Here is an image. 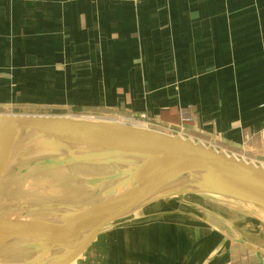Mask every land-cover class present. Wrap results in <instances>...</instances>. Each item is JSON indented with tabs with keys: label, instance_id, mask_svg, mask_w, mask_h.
<instances>
[{
	"label": "crops",
	"instance_id": "obj_1",
	"mask_svg": "<svg viewBox=\"0 0 264 264\" xmlns=\"http://www.w3.org/2000/svg\"><path fill=\"white\" fill-rule=\"evenodd\" d=\"M180 108L193 119L180 125ZM130 112L264 166V0H0L1 114L117 120ZM52 175L0 216V234L41 221L97 238L76 264L256 260L239 257L237 229L220 228L203 206L149 202L144 215L95 231V207L74 210L90 191L122 183L67 188L71 178L55 183ZM136 186L139 203L146 188Z\"/></svg>",
	"mask_w": 264,
	"mask_h": 264
},
{
	"label": "water",
	"instance_id": "obj_2",
	"mask_svg": "<svg viewBox=\"0 0 264 264\" xmlns=\"http://www.w3.org/2000/svg\"><path fill=\"white\" fill-rule=\"evenodd\" d=\"M86 169L93 173H74ZM60 171L68 173L58 176ZM52 174L55 183L71 178L67 188L132 180L113 190L98 187L96 193L89 192L88 201L78 204L75 212L95 207L88 224L96 226L95 231L151 201L185 194L216 197L264 212V166L199 140L102 119L0 113V203L20 197L23 184L11 188L17 180L24 179L29 186ZM135 182L149 183L139 203ZM131 187L135 189L130 191ZM116 196L119 200L111 206L109 200ZM37 223L39 227L32 230L0 234V264H69L99 241L75 228ZM255 257L248 264H264L261 251L255 250Z\"/></svg>",
	"mask_w": 264,
	"mask_h": 264
},
{
	"label": "rangeland",
	"instance_id": "obj_3",
	"mask_svg": "<svg viewBox=\"0 0 264 264\" xmlns=\"http://www.w3.org/2000/svg\"><path fill=\"white\" fill-rule=\"evenodd\" d=\"M258 159L263 161L262 158ZM86 170L74 173H78L79 175H91L93 173V171L91 172L89 170ZM36 184H38V181L33 183V185ZM168 203L170 206L180 209L181 211L186 209V207H188L189 209L190 207H207V212L212 214L207 213L206 215H209L212 222L217 223L220 228L224 229L226 232L231 227L236 228L237 230L233 233V236L237 240L242 241L241 243L238 241L241 244V247L238 249V253L239 257H241L243 260H255V250H259L264 254V212H259L260 210L256 212L255 210L250 208L248 210L239 203H230L225 201L222 202L217 198L214 199L199 194H185L177 197L173 196L160 198L158 200L151 201L150 205L151 207L159 206V208H161ZM139 210L141 211V209H134L132 210V213L137 217L145 214L144 211L140 212ZM215 216H217L219 219H215ZM126 217L129 219L131 218V215L128 214V216L126 215ZM120 239L121 238H119L118 240ZM11 258L12 257H8V259ZM69 264H76V261H71Z\"/></svg>",
	"mask_w": 264,
	"mask_h": 264
},
{
	"label": "built area",
	"instance_id": "obj_4",
	"mask_svg": "<svg viewBox=\"0 0 264 264\" xmlns=\"http://www.w3.org/2000/svg\"><path fill=\"white\" fill-rule=\"evenodd\" d=\"M179 118H180V125L182 123L185 122H189L191 121L193 118L191 116V112L188 109L185 108H180L179 109ZM107 121H115V122H119V123H123V124H127V125H134L137 127H141V128H148V129H152V130H156L154 129L155 126H158L160 128L166 129V131H161V130H156V131H160V132H166L169 134H173V133H177L176 131L179 130V127H172V126H163L161 127L160 125H156L154 124L148 117L146 112H130L129 115H125L122 116L121 118L117 119V120H112L109 119ZM179 125V126H180ZM151 126V127H149Z\"/></svg>",
	"mask_w": 264,
	"mask_h": 264
},
{
	"label": "bare ground",
	"instance_id": "obj_5",
	"mask_svg": "<svg viewBox=\"0 0 264 264\" xmlns=\"http://www.w3.org/2000/svg\"><path fill=\"white\" fill-rule=\"evenodd\" d=\"M119 179V181H122V182H119V183H126V184H128V183H131V181H129V180H127V179H124V178H118ZM35 182V181H34ZM33 182V183H34ZM115 182H117V181H115ZM115 182H111L112 184H115ZM27 183L28 182H25V180L24 179H21V180H17L15 183H14V185H12L11 186V188H14L15 186H17L18 184H23V186H21L20 187V189H22V191L20 192V194H19V196L25 191V190H27L28 188H30L32 185H33V183H31L29 186L27 185ZM96 183V182H95ZM94 183V184H95ZM116 184H118V183H116ZM134 184H136V185H138V186H142V187H144V188H146V186H148L149 185V183L147 184V183H144V182H135ZM1 189H3V187H1ZM4 190H6V191H9L10 190V188H4ZM209 197V196H208ZM17 198L18 197H16L15 198V200H13V201H10V202H2V203H0V209L2 210L1 212H3V213H5L6 211H8L10 208H11V206H13L14 204H15V201L17 200ZM216 198V197H215ZM214 198V199H215ZM218 199V198H217ZM2 214H0V216H1Z\"/></svg>",
	"mask_w": 264,
	"mask_h": 264
}]
</instances>
